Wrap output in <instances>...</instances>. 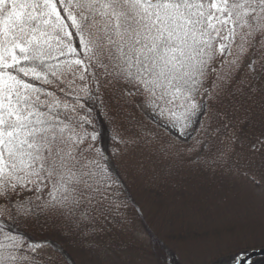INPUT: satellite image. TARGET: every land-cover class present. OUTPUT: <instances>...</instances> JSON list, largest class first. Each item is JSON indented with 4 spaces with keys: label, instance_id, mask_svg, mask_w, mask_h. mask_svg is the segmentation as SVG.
<instances>
[{
    "label": "snow or ice",
    "instance_id": "1",
    "mask_svg": "<svg viewBox=\"0 0 264 264\" xmlns=\"http://www.w3.org/2000/svg\"><path fill=\"white\" fill-rule=\"evenodd\" d=\"M254 81L264 84V0H0V264H37L40 246L4 221H89L113 205L88 107L102 88L196 139L210 102L233 85L264 92Z\"/></svg>",
    "mask_w": 264,
    "mask_h": 264
},
{
    "label": "trees",
    "instance_id": "2",
    "mask_svg": "<svg viewBox=\"0 0 264 264\" xmlns=\"http://www.w3.org/2000/svg\"><path fill=\"white\" fill-rule=\"evenodd\" d=\"M141 102L138 96L122 97L117 89L110 87L102 88L99 96L93 95L88 100V107L90 108V119L93 121L97 134L96 146L107 157L111 175L116 182L114 187L118 186L117 192L120 196L116 199V203L119 204L124 193L130 194L129 200L134 202L131 194L134 195L135 192L141 191L145 192L146 196L148 193L154 194L151 199L162 198L165 195L164 192L176 196L175 206L180 212L172 216L171 219L165 215L167 212L165 214L163 211L159 212L160 222L156 224L158 228L163 224L161 228H168L170 232L178 230V223L184 219L189 222L190 220L195 221L196 212L202 213L201 207L208 204L206 195L212 186L216 185L221 188L222 182L223 184L226 183L225 181L232 183V179L236 176L238 178L244 177L243 175L250 177L249 168L257 170L254 172L255 174L262 175L264 173V144H261V141H264V133L259 132L264 127L258 121V118L264 116L263 113L258 112L264 109V100L261 101L258 93L251 92L247 87H242V90L238 91L236 85L226 89L217 100L210 102L211 109L209 115L205 117V127L200 129L195 141L187 146L173 143L161 132L144 124L136 114L137 105ZM224 125L238 126L243 137L238 138L239 140L235 142H229L226 139L228 127H224ZM141 129L146 130L148 134L156 132L160 135L155 143L147 142L143 149L145 155L148 154V157L155 160L156 163L153 166L145 165V168H140L138 163L130 162L127 172L125 168L120 167L124 163L120 162L117 155L123 144L121 138L123 139L126 134L139 136L138 132ZM259 138L260 157L257 156L259 158L253 161L255 157L252 156L254 152L250 151V143L253 146ZM145 139L151 141L150 137ZM197 140L201 143L197 144ZM229 145H236L237 149H231ZM230 151L232 152L231 156H229ZM221 153L226 154L221 162L205 163ZM153 167H156V171L153 170ZM244 178L241 179V182H244ZM224 192L218 194L220 204L222 201L219 198ZM189 205L191 206L190 210L187 209ZM223 207L225 208V205L222 203L219 206V211H222L221 216L224 217ZM186 213L191 214L188 216ZM97 214L99 213H93L89 221H79L77 218H66L54 212L41 213L38 218L27 222L4 221L3 223L6 230L22 235L28 244L45 246L50 250L49 256L37 253L39 247L35 253H29L35 256L37 264H77L73 256L74 251L85 252V248H88L89 252L94 253L95 232L93 226L98 221ZM149 216L152 218L150 214ZM261 218L264 216H259V220ZM231 220L232 223L228 226L218 222L220 225L217 226V233H213V235L214 239L217 237L221 240L231 233L235 238L231 243L225 242L217 246H224L234 253L245 250L259 251V248L245 246L248 235L251 233L247 228L249 225H255V228H258L259 222L256 224L257 220L254 217H249L245 224H242L236 217ZM242 225L246 227L244 228ZM186 230L189 233L183 231L184 236L174 237L161 229L167 236L166 241L171 244H175L179 239L182 241L192 240L210 235V233L198 235L199 233L193 231L192 228ZM151 243L155 245L163 264H178L177 252L169 243L158 239H152ZM262 263L264 264V261Z\"/></svg>",
    "mask_w": 264,
    "mask_h": 264
},
{
    "label": "rangeland",
    "instance_id": "3",
    "mask_svg": "<svg viewBox=\"0 0 264 264\" xmlns=\"http://www.w3.org/2000/svg\"><path fill=\"white\" fill-rule=\"evenodd\" d=\"M257 88H264V84L258 81L253 82ZM259 97L264 100V92L257 91ZM137 116L144 123L157 132H161L167 139L178 145L187 146L191 144L195 139L188 137L177 138V134L173 132L169 135L164 129L157 127L152 122L150 114L143 108L142 102L137 105ZM264 114V109L258 111ZM262 118V120H261ZM258 121L263 124L264 127V116L258 118ZM228 127L226 139L229 142H235L241 139L243 136L240 134L241 130L238 126L231 127L230 125H224ZM240 127V126H239ZM200 131V130H199ZM198 132H194L193 135L197 137ZM259 132L264 133V128ZM139 136L133 134H126L123 136L124 148L118 150L117 155L124 163L123 167L128 172L127 167H130V162L138 163L140 168L146 166H153L156 162L145 155L143 149L146 143L152 144L156 142L160 135L156 132L148 134L144 129L138 132ZM146 137H150L151 141H147ZM239 138V139H238ZM260 138L253 144L250 143L251 150L253 153V161H256L259 156V143ZM231 149L236 150L237 146L229 145ZM241 148V147H240ZM189 155V154H188ZM232 155L230 151L229 156ZM259 156V157H257ZM260 160V159H259ZM250 177L243 175L244 178H238L237 176L230 181H225L221 188L214 185L210 188L206 195V201L208 204L201 207L202 213L196 212L195 221L186 219L179 222L177 225L178 230L168 231V228H161L163 224L158 228L156 224L160 222L158 213L163 211L168 218L178 214L180 210L176 208L175 201L176 196L169 192H164L162 198H153L154 194L148 193L146 196L145 192H135L132 195L134 202L129 200L130 194L124 193L123 199L116 203V199L120 196L117 192L118 186L116 185L113 193V205L105 207L103 213L97 214L98 221L93 226L95 232V240L93 242L95 246L94 253L89 252L88 248H85V252L80 250L74 251L73 256L77 264H163L159 256V252L156 251L155 245H152V239H158L160 241L166 240L164 233H169L174 237L184 236L183 231L188 232L186 229L192 228L193 231L198 232V235L204 233H210L208 236H202V238H193L192 240L185 239L184 241L178 240L175 244L169 243L173 247L178 255V264H263L264 256L258 257L250 255L251 250H245L243 252H232L229 251L222 243H231L235 238L231 233L225 238L214 239L213 233H217V226L221 223L228 226L232 223L231 219L235 217L242 223L248 222L249 217H254L259 222V227L255 228V225H249L247 229L251 231L248 235L245 246L250 248H259L260 252L264 253V218L259 220V216H264V173L262 175L255 174L257 170L249 168ZM156 171V167H153ZM261 170V169H260ZM258 171V173L260 172ZM260 174V173H259ZM225 191L220 201L225 205L223 207L224 217L221 216L222 211H219V206L222 205L218 201V194ZM189 196V195H188ZM185 200V199H183ZM199 204V203H198ZM191 206L187 207L190 210ZM259 213H261L259 215ZM149 214L152 218H150ZM190 216L191 213H186ZM182 218H184L182 216ZM225 218V219H221ZM218 222L220 224H218ZM242 227H244L242 225ZM246 227V226H245ZM244 227V228H245ZM161 229L165 232H162ZM254 229V232H253ZM253 232V233H252ZM189 233V232H188ZM189 236V235H188ZM192 237H194L192 235ZM82 246V244H81ZM84 249V248H83ZM256 250H254L255 252ZM37 253L41 255H50V250L47 247H39ZM246 260V261H245ZM165 264V263H164Z\"/></svg>",
    "mask_w": 264,
    "mask_h": 264
},
{
    "label": "water",
    "instance_id": "4",
    "mask_svg": "<svg viewBox=\"0 0 264 264\" xmlns=\"http://www.w3.org/2000/svg\"><path fill=\"white\" fill-rule=\"evenodd\" d=\"M255 255H257V256H263L264 254H256V253H253L251 256H255Z\"/></svg>",
    "mask_w": 264,
    "mask_h": 264
}]
</instances>
